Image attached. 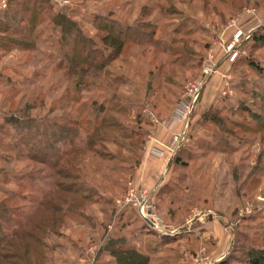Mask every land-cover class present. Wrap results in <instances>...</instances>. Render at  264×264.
Segmentation results:
<instances>
[{
    "label": "rangeland",
    "instance_id": "374dc122",
    "mask_svg": "<svg viewBox=\"0 0 264 264\" xmlns=\"http://www.w3.org/2000/svg\"><path fill=\"white\" fill-rule=\"evenodd\" d=\"M22 1L0 0V200L17 196L6 223L33 214L56 183L85 184L82 206L56 201L63 226L36 231L45 264H117L118 247L148 264H252L249 252H264V42L243 41L233 63L225 46L231 21L263 31L264 0H31L28 11L45 4L30 38ZM59 11L99 46L98 23L140 26L143 38L107 67L110 88L76 87L65 71ZM214 67L189 118L177 119L188 85ZM99 111L114 123L81 153L78 179L41 161L66 141L68 116ZM15 249L4 248L9 262Z\"/></svg>",
    "mask_w": 264,
    "mask_h": 264
},
{
    "label": "trees",
    "instance_id": "16d2710c",
    "mask_svg": "<svg viewBox=\"0 0 264 264\" xmlns=\"http://www.w3.org/2000/svg\"><path fill=\"white\" fill-rule=\"evenodd\" d=\"M43 1L48 2L49 0ZM45 2L41 4L36 2L35 4L38 7L29 8L30 12L26 8L27 5H30L31 0L22 1L23 6H26L21 9L25 14L23 15V19L29 25L27 28L28 33L25 37L30 38L32 36V32L36 27V21L41 12L39 8H42ZM51 20L55 28L58 27L60 30L59 40L62 42L61 54L65 60V71L77 77L76 87L90 88V86L96 85L100 80L106 89L110 88L112 80L109 79V73L107 72L108 65L117 60L122 53L126 52L131 44L141 40L144 35L139 25L125 26L118 22L105 21L97 25V29L101 33L99 37L101 45L99 46L95 43V40L85 36L78 21L69 17L65 12L59 11L55 16L51 17ZM250 38L256 44L263 43L264 28L262 32L251 33L248 39ZM250 64L253 68L258 69L260 72L262 71V67L257 62L251 60ZM102 106L104 107V105ZM101 112L99 111L96 115L91 113L84 116L79 115V117L75 118L68 116L65 120L67 125L61 127L65 133L66 141L61 144L55 158L41 161L49 162L55 168L58 166L57 171L63 172L65 178L73 177L74 179H78L80 172L75 173L74 171L75 169L79 171L76 167L80 162L81 153L83 151H92L94 138L101 136L102 131H106L107 128L113 126L114 122L108 121L106 115L101 116ZM8 121L17 126L22 120L19 117H11ZM32 137L37 138L38 135L34 133ZM22 138V141L29 143L27 139ZM39 141L50 148V144L48 141L45 143L44 138H40ZM179 159L180 157H177L175 161L178 162L180 161ZM56 184L57 186L55 185L42 196L37 206H35L33 214L25 217L24 220L20 219L15 224L12 222L8 225L5 220H8V214L14 211L10 207V204H16L17 196L12 197L7 194L0 200V218L3 219H0V237L3 238L2 240L0 238V257L4 258L5 264H45L49 248L43 241L41 242L40 237H36L38 234L36 231L38 230L43 233L44 229L51 227V230H53V226L59 223L63 226L67 212H65L66 210L62 211V208L57 206V200L63 203L67 202V208L83 205L87 196L81 194V190L85 187V184L80 186L66 183L64 187L61 183ZM60 192L69 194L70 197L64 198V195L58 197ZM19 198L22 199L21 196ZM17 207L19 208V206ZM7 239L9 240L3 245L4 242L2 241H6ZM12 239L16 242H9ZM33 243L35 244L34 247ZM16 244H19L20 248ZM5 246L13 249L16 248L15 252H10L13 255L11 263L5 255ZM112 252V255L117 260V264H148L149 262V257L136 248L118 247L113 249ZM249 258L252 264H264V252L262 250H251Z\"/></svg>",
    "mask_w": 264,
    "mask_h": 264
},
{
    "label": "built area",
    "instance_id": "2783aa9c",
    "mask_svg": "<svg viewBox=\"0 0 264 264\" xmlns=\"http://www.w3.org/2000/svg\"><path fill=\"white\" fill-rule=\"evenodd\" d=\"M256 10H249L250 15L255 14ZM235 27V31L232 35V40L226 43V57L228 62L233 63L239 55V45L249 38L251 31H244L236 21H231L230 27ZM216 72V68H211L210 72L205 75L204 78L197 79L196 81L190 83L187 87L186 93L183 96L182 101L178 104L174 111V116L180 120H187L194 108V105L199 102L200 97L210 80L212 73ZM159 152V151H156ZM130 199V198H128ZM156 226V221L152 219L151 222Z\"/></svg>",
    "mask_w": 264,
    "mask_h": 264
},
{
    "label": "crops",
    "instance_id": "0c3cea01",
    "mask_svg": "<svg viewBox=\"0 0 264 264\" xmlns=\"http://www.w3.org/2000/svg\"><path fill=\"white\" fill-rule=\"evenodd\" d=\"M162 132V134H160V136H163L165 139L167 138V141H165V139L164 138H162L163 139V143L165 144V143H169L170 141H171V139H172V137H171V133L170 132H168V133H165L164 131H161ZM169 138V139H168ZM144 172V171H143ZM139 173H140V171H139ZM141 175H146V173L144 172V173H142ZM150 176H153V175H150Z\"/></svg>",
    "mask_w": 264,
    "mask_h": 264
},
{
    "label": "water",
    "instance_id": "95a60500",
    "mask_svg": "<svg viewBox=\"0 0 264 264\" xmlns=\"http://www.w3.org/2000/svg\"><path fill=\"white\" fill-rule=\"evenodd\" d=\"M211 218H212L211 214L207 215V219H211Z\"/></svg>",
    "mask_w": 264,
    "mask_h": 264
}]
</instances>
